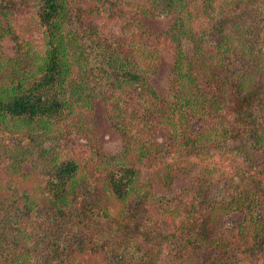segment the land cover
<instances>
[{
	"label": "trees",
	"instance_id": "trees-1",
	"mask_svg": "<svg viewBox=\"0 0 264 264\" xmlns=\"http://www.w3.org/2000/svg\"><path fill=\"white\" fill-rule=\"evenodd\" d=\"M25 7L36 23V42L28 47L14 23ZM150 16H174L166 36L146 28L142 20ZM7 33L20 56L6 54ZM156 36L176 50L173 100H161L149 83L157 51L147 45ZM203 76L228 92V108L225 100L206 97L207 137L199 138L189 131L187 111L201 101ZM95 98L105 101L114 124L129 114L142 124L139 142L126 124L118 125L135 145L126 144L120 157L98 149L92 131L83 133V112ZM74 116L82 122L71 125L74 139L35 130ZM166 127L172 145L185 149L209 137L218 145L227 134L247 136L238 153L251 164L238 173L240 180L227 174L206 178L222 185L226 202L205 199L191 186L192 198L175 207L165 197L150 201L141 187L127 203L149 178H141L140 163L161 148L150 144V132ZM252 147L264 150V0H0V261L264 264V159H252ZM29 161L40 169L45 204L10 177L37 174L23 172ZM176 172H167V186ZM184 202L183 219L175 221ZM142 211L150 221L136 218ZM235 212L243 219L229 226L225 218ZM194 251H201L195 259Z\"/></svg>",
	"mask_w": 264,
	"mask_h": 264
},
{
	"label": "rangeland",
	"instance_id": "rangeland-1",
	"mask_svg": "<svg viewBox=\"0 0 264 264\" xmlns=\"http://www.w3.org/2000/svg\"><path fill=\"white\" fill-rule=\"evenodd\" d=\"M142 21L150 32L166 36V33L170 31L169 29L173 24L174 16H150L143 18ZM14 23L16 25L17 37H21V40L27 43L26 47L36 42V23L27 7H25L23 13L18 14V18ZM2 43L8 56H20L18 47L16 46L18 44L10 33L3 36ZM187 44L189 43L186 42L184 45L185 49L188 48ZM171 45V41L166 39V37L160 36H156L155 39L152 38L149 40L147 45L148 49L157 51L154 67L151 71L149 70V83L153 86L152 88L156 91L157 95L160 96L161 100H173L175 97V90L171 89V79L174 77L176 50ZM200 86L204 89V91H200L201 101L197 102L194 99L193 101H195V103L197 102L196 107H193V109L191 108V111L187 112L191 115L189 131H192L194 135L199 134V138H202L207 137L205 134L207 127L204 126V123L208 115L202 110L204 107H207L205 104V102L208 101L206 97H218V99L223 101L225 100L224 95L228 92H224L223 89L217 87L215 80L211 84H207V80H205L204 76L200 80ZM138 91L140 90L138 89ZM143 98H145V96H141L140 100L144 103ZM223 103V107L228 108V101L225 100ZM88 106L87 112H83L84 123L80 122L77 116H74L69 123L48 125L46 127L38 126L35 130L40 133L46 130L54 134L66 133V135L74 139L75 136L73 131L82 123L84 125L82 128H85L83 133L86 134L88 131H90V133L91 131L93 132L90 139L98 149L107 155H117L119 157L125 152L126 144L132 147L135 145L127 140L125 132L118 125L125 127V129L129 127L135 141L139 142V140L143 138L142 133L139 134L142 124L138 122L137 117L133 118L134 115L129 114L127 117H120L121 124L116 125L110 117V112L104 100L95 98L92 104ZM153 107L156 108L157 105ZM170 117H173V114H170ZM127 122H131V125H128ZM72 123H74L73 125H75V128L71 126ZM214 123L217 124L218 120L216 119ZM124 124H126L127 127ZM169 127L157 128V130L150 132V144L154 142L161 148L156 152H152L151 156L146 157L140 163V165H143L141 178L146 174L149 178H145L146 180H141L139 182V185L136 186L137 189L133 190V196L128 199L127 203H131L136 198V195L140 191V187L141 191L149 193L148 198L150 201H158L159 198L165 197L169 199V202L172 203L174 207L182 198H185V201L192 198L191 192L194 188L191 186L200 188L202 197L205 199H218V201L223 199L227 191L220 184L206 182V178H209L210 175L216 177L222 175V177H224L223 174H227V176L235 178L236 181L240 180L238 173L251 164L248 159L243 158L241 153H238V151H242L245 147L244 138L247 136L242 138L236 133L232 135L227 134V137L220 138L221 142H219L218 145L209 137L208 139L211 141H206L203 144L198 141V143L189 144L186 146L187 149H185L180 145H172V141H170V133H172V130ZM212 137L216 138L215 135ZM83 141H85V136ZM238 144L241 146V149L236 147ZM47 145H50V141H48ZM247 153L254 160L264 159V150L262 149L252 147L247 150ZM80 154L81 152H79V155ZM91 155V153H86L84 154V158L89 159ZM169 170L177 172L172 185L167 186L165 184V178ZM23 172L37 174L33 177L26 176L25 178H21L19 174L11 173L10 177H12V181H16L18 184L20 183L19 186L21 190H27L33 197L37 196L42 204L49 202L48 199L43 196L44 193L39 187L40 178L38 177V172H40V169L33 168V164L29 161L24 165ZM196 177H198L199 180H197ZM201 178L202 182H200ZM223 200L226 202V199ZM186 203L187 202H184L179 207L178 211H180L181 214L175 216V221L183 219L182 215L185 212ZM118 204H122V202H118ZM155 212V208L151 207L148 213L151 214L150 216H155ZM231 215L230 218H225V223L229 226L243 219V214L239 212L232 213ZM147 216L148 215L144 214L142 211L136 215V218L141 221H150V217L147 218ZM231 221H233V224ZM136 223L137 222H134V224ZM171 229L173 228L171 227ZM208 250H210V248L205 247L204 251L208 252ZM196 253L199 254L201 251L192 253L193 259H195ZM0 264L6 263L0 261Z\"/></svg>",
	"mask_w": 264,
	"mask_h": 264
}]
</instances>
